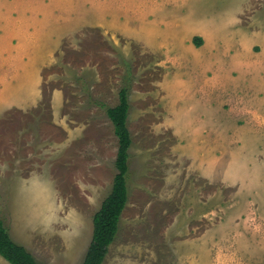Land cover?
<instances>
[{
  "label": "rangeland",
  "instance_id": "obj_1",
  "mask_svg": "<svg viewBox=\"0 0 264 264\" xmlns=\"http://www.w3.org/2000/svg\"><path fill=\"white\" fill-rule=\"evenodd\" d=\"M85 1L100 5L99 0ZM12 2L4 0L0 7L17 12L31 4L19 0L13 9L7 6ZM215 4V10H220L224 2L215 0ZM92 39L98 45L87 59L72 54ZM122 44V37L114 35L111 40L94 26L63 45V61L56 71L59 82L71 88L73 98L68 104L73 111L75 107L79 111L92 108V113L78 118L96 121L91 122V129L102 136L100 144L98 139L91 140L77 169L55 147L65 136L50 120L48 100L41 104V112L12 108L0 114V219L10 236L39 264L84 263L94 215L113 187L119 144L106 110L95 102L116 107L120 89L129 83L128 126L133 141L129 201L104 264H264V214L251 221L237 207L227 221L221 210L228 207L231 195L219 189V202L211 200L207 195L214 190L201 183V164L178 163L185 159L176 147L185 140L172 126H159L165 114L154 85L162 77L163 69L156 66L161 59L139 45L124 52ZM94 64L99 80L94 70L84 69ZM49 145L55 152L46 149ZM32 177L42 181L50 193L43 194L39 187L26 189L27 184L33 187ZM219 209L220 214L215 211ZM218 219L226 226L218 225ZM234 220L235 226H227ZM0 264H4L1 257Z\"/></svg>",
  "mask_w": 264,
  "mask_h": 264
},
{
  "label": "crops",
  "instance_id": "obj_2",
  "mask_svg": "<svg viewBox=\"0 0 264 264\" xmlns=\"http://www.w3.org/2000/svg\"><path fill=\"white\" fill-rule=\"evenodd\" d=\"M18 1L7 6L15 9ZM20 1L31 4L16 13L0 7V114L12 108L41 112L48 100L50 120L65 136L55 147L77 169L91 140L100 144L102 136L91 129L96 121L78 118L92 108H70L71 88L59 82L56 70L65 41L96 26L111 40L125 39L124 52L139 45L160 57L156 66L163 73L154 91L165 115L159 126H172L185 140L176 147L185 159L178 163L201 164V183L214 190L208 198L219 202V189L231 195L221 210L227 221L237 207L251 221L264 214V0H217L224 2L220 10L215 0ZM97 45L87 40L72 54L87 59ZM86 68L98 78L96 64ZM46 149L55 152L51 145ZM31 179L33 187L26 189L50 193Z\"/></svg>",
  "mask_w": 264,
  "mask_h": 264
},
{
  "label": "trees",
  "instance_id": "obj_3",
  "mask_svg": "<svg viewBox=\"0 0 264 264\" xmlns=\"http://www.w3.org/2000/svg\"><path fill=\"white\" fill-rule=\"evenodd\" d=\"M130 85L125 84L119 91V104L109 108L101 102H95L106 110L118 138L117 169L113 187L93 218V237L83 264H104L111 245L120 233L122 214L129 201L127 177L129 175V157L133 141L129 130ZM0 257L9 264H39L34 256L10 236L0 219Z\"/></svg>",
  "mask_w": 264,
  "mask_h": 264
}]
</instances>
